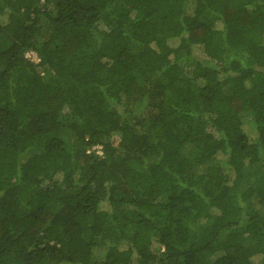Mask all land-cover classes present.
I'll list each match as a JSON object with an SVG mask.
<instances>
[{
	"label": "trees",
	"instance_id": "obj_1",
	"mask_svg": "<svg viewBox=\"0 0 264 264\" xmlns=\"http://www.w3.org/2000/svg\"><path fill=\"white\" fill-rule=\"evenodd\" d=\"M0 264H264V0H0Z\"/></svg>",
	"mask_w": 264,
	"mask_h": 264
},
{
	"label": "rangeland",
	"instance_id": "obj_2",
	"mask_svg": "<svg viewBox=\"0 0 264 264\" xmlns=\"http://www.w3.org/2000/svg\"><path fill=\"white\" fill-rule=\"evenodd\" d=\"M25 56L30 61H33V62H37L38 61L37 58H36V55L34 53H32V52H27ZM66 113H67V111H66V109H64L62 111V113L60 114V116H61L62 119H65V114ZM95 252L93 254V259L94 260H97L98 262H100V260L102 258L101 257L102 256V249L98 248Z\"/></svg>",
	"mask_w": 264,
	"mask_h": 264
}]
</instances>
